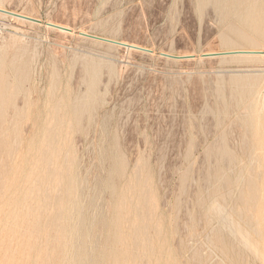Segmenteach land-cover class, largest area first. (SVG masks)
<instances>
[{"label": "rangeland", "instance_id": "obj_1", "mask_svg": "<svg viewBox=\"0 0 264 264\" xmlns=\"http://www.w3.org/2000/svg\"><path fill=\"white\" fill-rule=\"evenodd\" d=\"M0 9V264H264V0Z\"/></svg>", "mask_w": 264, "mask_h": 264}, {"label": "bare ground", "instance_id": "obj_2", "mask_svg": "<svg viewBox=\"0 0 264 264\" xmlns=\"http://www.w3.org/2000/svg\"><path fill=\"white\" fill-rule=\"evenodd\" d=\"M0 10H1V9H0ZM21 16H22V14H21ZM13 18H15V17H13ZM16 20H17V19H16ZM19 20L22 21V19H19ZM24 22H25V21H24ZM26 22H28V21H26ZM51 25H52V24H51ZM55 26H56V25H55ZM57 26H58V25H57ZM58 27H61V28L64 29V30L60 29L61 32H64V33H65L66 31H69V28H67V27H63V26H58ZM19 30H20V29H19ZM17 31H18V29H17ZM129 46H130V45H129ZM134 46H135V45H134ZM136 47H137V46H136ZM140 48H141V47H140ZM147 52H148V51H147ZM235 52H239V53H240V52H248V53L250 52V53H253V54H234L235 57H236V56H237V57L243 56V57H247V58H260V57H261V58H262V57L264 58V52H262V51H235ZM235 52H234V53H235ZM213 53H214V52H213ZM227 53H230V52H227ZM254 53H257V54H254ZM208 54H209V53H208ZM216 54H217V52H216ZM220 54H221V53H220ZM223 54H224V53H223ZM223 57H224V56H223ZM194 58H195V57H194ZM212 58H213V57H212ZM198 74H199V73H198ZM20 103H21V102H20ZM66 138H67V137H66ZM51 146H52V145H51ZM51 146H50V147H51ZM54 148H55V147H54ZM44 157H45V156H44ZM115 164H116V163H115ZM48 172H49V171H48ZM192 191H193V190H192ZM23 192H25V191H23ZM31 192H32V191H31ZM25 193H26V192H25ZM29 193H30V192H29ZM29 193H28V194H29ZM193 193H194V192H193ZM22 194H24V193H22ZM26 194H27V193H26ZM32 194H33V193H32ZM29 195H31V194H29ZM29 195H28V196H29ZM24 196H25V194H24ZM30 197H31V196H30ZM33 197H34V196H33ZM82 197H83V196H82ZM214 197H215V196H214ZM36 198H37V197H36ZM247 198H248V197H247ZM24 199H25V198H24ZM28 199H29V197H27V200H28ZM32 199H33V198H32ZM37 199H38V198H37ZM220 199H221V198H220ZM214 200H215V199H214ZM214 200H213V201H214ZM222 200H223V199H222ZM253 200H254V199H253ZM36 201H37V200H36ZM38 201H39V200H38ZM43 201H44V200H43ZM210 201H211V200H210ZM216 201H217V199H216ZM216 201H215V202H216ZM219 201H220V200H219ZM34 202H35V201H34ZM215 202H214V203H215ZM217 202H218V201H217ZM248 202H249V201H248ZM35 203H37V202H35ZM56 203H57V201H56ZM72 203L74 204V202H71V204H72ZM75 203H77V202L75 201ZM90 203H91V202H90ZM249 203H250V202H249ZM124 204H125V202H124ZM212 204H213V203H212ZM74 205H75V204H74ZM79 205H80V203H79ZM210 205H211V204H210ZM215 205H216V204H215ZM222 205H223V203H222ZM217 206H220V204L217 205ZM73 207H74V206H73ZM80 207H81V206H80ZM210 207H212V205H211ZM210 207H208V208H210ZM221 207H222V206H221ZM221 207H219V208L221 209ZM260 207H261V206H260ZM44 208H45V207H44ZM47 208H48V206H47ZM76 208H77V207H76ZM124 208H125V207H124ZM73 209H74V208H73ZM206 209H207V208H206ZM44 210H45V209H44ZM211 210H212V209H211ZM223 210H224V209L222 208V211H223ZM20 211L22 212V210H20ZM20 211H19V212H20ZM71 211H72V210H71ZM76 211H78V208H77ZM208 211H209V210H207V212H206L207 214L210 212V211H209V212H208ZM222 211H221V213L223 214L224 212H222ZM224 211H225V210H224ZM84 212H85V211H84ZM212 212H213V211H212ZM216 212H217V210L215 211V213H216ZM218 212H219V211H218ZM77 213H78V212H77ZM210 213H211V212H210ZM219 213H220V212H219ZM219 213H218V214H219ZM20 214H21V213H20ZM22 214H23V213H22ZM22 214H21V216H22ZM93 214H94V213H93ZM26 215H27V214H26ZM211 215H213V214H211ZM219 215H221V214H219ZM219 215H218V217H219ZM39 216H40V214H39ZM39 216H37V217H39ZM44 216H45V215H44ZM44 216H43V218H44ZM70 216L72 217L73 215H70ZM138 216H139V215H138ZM263 216H264V215H263ZM15 217H16V216H15ZM15 217H14V218H15ZM19 217H20V216H19ZM27 217H29V216H27ZM30 217H32V216H30ZM92 217H93V215H92ZM140 218H141V217H140ZM15 219H16V218H15ZM24 219H25V218H23V220H24ZM26 219L28 220V218H26ZM26 219H25V220H26ZM32 219H33V218H32ZM32 219H31V220H32ZM39 219H40V218H39ZM39 219H36V221L38 222ZM19 220H20V219H19ZM19 220H18V221H19ZM18 221H17V222H18ZM47 221H48V220H47ZM55 221H56V223H57V221H59V220H58V219H57V220L55 219ZM70 221H71V220H70ZM15 222H16V221H15ZM15 222H14V223H15ZM23 222H24V221H23ZM74 222H75V221H74ZM27 223H29V222H25L24 224H27ZM40 223H41V222H40ZM47 223H48V222H47ZM207 223H209V222H207ZM207 223H206V224H207ZM228 223H229V222H228ZM21 224H23V223H21ZM33 224H34V223H33ZM35 224H36V223H35ZM44 224H45V223H44ZM50 224H51V223H50ZM57 224H59V222H58ZM57 224H56V227H54V228H58V227H57ZM66 224H67V223H66ZM232 224H233V223H232ZM12 225H13V224H12ZM38 225L40 226V224H36L35 226H36L37 228L34 227V228L37 229V231H38V228H39ZM54 225H55V224H54ZM227 225H228V224H227ZM15 226H16V225H15ZM25 226H26V225H25ZM47 226H48V224H47ZM47 226H45V227H47ZM58 226H59V225H58ZM87 226H88V225H87ZM28 227H29V226H28ZM48 227H50V226H48ZM222 227H223V226H222ZM20 228H21V227H20ZM23 228H26V227H23ZM54 228H50V230H51V229L55 230ZM28 229H29V228H28ZM28 229H27V230H28ZM206 229H207V228H206ZM34 230H35V229H34ZM53 230H52V231H53ZM72 230H73V229H72ZM72 230H71V231H72ZM204 230H205V229H204ZM261 230H262V229H261ZM10 231H11V230H10ZM25 231H26V230H25ZM25 231H24V232H25ZM31 231H33V228H31ZM39 231L41 232V230H39ZM57 231H58V229H57ZM57 231H56V232H57ZM27 232H28V231H27ZM33 232H34V231H33ZM50 232H51V231H50ZM54 232H55V231H54ZM59 232H60V231H59ZM120 232H121V231H120ZM127 232H128V231H127ZM135 232H136V231H135ZM254 232H255V231H254ZM256 232H259V231H256ZM30 233H31V232H30ZM34 233H35V232H34ZM31 234H32V233H31ZM36 234H37V232H36ZM87 234H88V233H87ZM259 234H260V237H261V232H260ZM259 234H258V235H259ZM21 235H22V233H21ZM27 235H28V234H27ZM27 235H26V236H27ZM121 235H122V234H121ZM258 235H257V236H258ZM119 236H120V235H119ZM12 237H13V236H12ZM30 237H31V236L29 235V238H30ZM33 237H34V235H33ZM87 237H88V236H87ZM260 237H259V238H260ZM19 238H21V237H19ZM24 238H25V236L23 237V241H24ZM29 238H27V239H29ZM27 239H25V240H27ZM77 239H78V238H77ZM263 239H264V238H263ZM19 240H21V239H19ZM19 240H18V244L21 245V243H19ZM30 240H31V238H30ZM30 240H29V241H30ZM74 240H75V239H74ZM246 240H247V239H246ZM21 241H22V240H21ZM23 241H22V242H23ZM27 241H28V240H27ZM31 241H32V240H31ZM34 241H35V240H34ZM25 243H26V242H25ZM27 243H28V242H27ZM29 243H31V242H29ZM200 243H201V242H200ZM22 244H24V243H22ZM10 245H11V244H10ZM10 245H9V246H10ZM15 245H16V243H15ZM26 245H27V244H26ZM248 245H249V243H248ZM11 246H12V245H11ZM18 246H19V245H18ZM18 246H17V247H18ZM23 246H24V245H23ZM23 246H20V247L23 248ZM209 246H210V245H209ZM3 247H5V246H3ZM6 247H8V246H6ZM17 247H16V248H17ZM27 247H28V246H27ZM34 247H35V246H34ZM63 247H64V246H63ZM72 247H73V246H72ZM250 247H251V246H250ZM14 248H15V247H14ZM18 248H19V247H18ZM25 248H26V247H25ZM28 248H29V247H28ZM30 248H31V247H30ZM54 248H55V247H54ZM56 248H57V247H56ZM6 249H7V248H5V250H6ZM61 249H62V248H61ZM71 249H72V248H71ZM15 250H17V249H15ZM24 250H25V249H24ZM28 250H29V249H27V251H28ZM58 250H60V249L58 248ZM253 250H255V249H253ZM256 250H257V249H256ZM11 251H12V249H11ZM31 251H32V249H31ZM31 251H30V252H31ZM39 251H40V250H39ZM43 251H44V250H43ZM43 251L41 250V253H42ZM9 252H10V248H9ZM13 252H15V251H13ZM18 252H19V251H18ZM24 252H25V251H24ZM75 252H76V251H75ZM6 253H7V251H6ZM10 253H11V252H10ZM25 253H26V252H25ZM31 253H32V252H31ZM31 253H30V254H31ZM255 253H256V252H255ZM26 254H27V253H26ZM30 254H29V255H30ZM33 254H34V253H33ZM37 254H38V253H37ZM39 254H40V252H39ZM64 254H65V252H64ZM6 255H8V254H6ZM22 255H24V254H22ZM70 256H71V255H70ZM12 257H13V256H12ZM65 257H66V256H65ZM217 257H218V256H217ZM9 258H10V257H9ZM21 258H22V257H21ZM25 258H27V257H25ZM25 258H24V259H25ZM29 258H31V256H30ZM42 258H43V257H42ZM69 258H70V257H69ZM86 258H88V257H86ZM262 258H263V257H262ZM5 259H6V258H5ZM13 259H14V258H13ZM24 259H23V261H24ZM44 259H45V258H43V260H44ZM80 259H81V258H80ZM83 259H84V258H83ZM218 259H219V258H218ZM7 260H8V259H7ZM7 260H4V259H3V262H4V261L7 262ZM43 260L41 259L40 264L42 263ZM88 260H90V259H88ZM39 261H40V257H39ZM46 261H47V259L45 260V263H46ZM6 262H5V263H6ZM28 262H29V260H28ZM85 262H86V261H85ZM29 263H30V262H29ZM36 263H37V262H36ZM47 263L49 264V262H47ZM71 263H72V262H71ZM82 263H83V262H82ZM24 264H25V263H24Z\"/></svg>", "mask_w": 264, "mask_h": 264}, {"label": "water", "instance_id": "obj_3", "mask_svg": "<svg viewBox=\"0 0 264 264\" xmlns=\"http://www.w3.org/2000/svg\"><path fill=\"white\" fill-rule=\"evenodd\" d=\"M0 12H3L5 14H8L10 16H13V17H16V18H19V19H22V20H27V21H31V22H38V20H35V19H32V18H29V17H26V16H21L19 14H15V13H11V12H7V11H3V10H0ZM54 28H57V29H62L64 30L63 28L61 27H58V26H55V25H50ZM87 36V35H86ZM90 38H94V39H97V40H100V41H104V42H108V43H112V44H116V45H121V46H125V47H130L132 49H136V50H140V51H147L143 48H138V47H135V46H129V45H126V44H122V43H119V42H114V41H111V40H107V39H103V38H98V37H94V36H88ZM224 54H253V53H248V52H235V53H224ZM224 54H215L214 56H220V55H224ZM254 54H257V53H254ZM213 56V55H211ZM171 58H174V59H179L178 57H174V56H169Z\"/></svg>", "mask_w": 264, "mask_h": 264}]
</instances>
